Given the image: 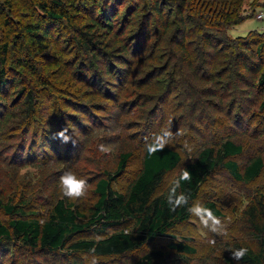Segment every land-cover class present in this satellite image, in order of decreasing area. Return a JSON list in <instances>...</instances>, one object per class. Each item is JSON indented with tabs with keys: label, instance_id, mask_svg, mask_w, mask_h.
Instances as JSON below:
<instances>
[{
	"label": "trees",
	"instance_id": "trees-1",
	"mask_svg": "<svg viewBox=\"0 0 264 264\" xmlns=\"http://www.w3.org/2000/svg\"><path fill=\"white\" fill-rule=\"evenodd\" d=\"M121 1L125 2V0H26L35 6L37 15L35 19L32 17V20L20 15L19 20L18 15L14 16L11 11L10 16L2 13L1 5L6 3L7 9H11L13 0H0L1 109L7 103L5 93L12 90L15 92L14 96L19 98L20 107L26 115L35 112V97L39 93L38 90L27 88L24 82L21 83L22 85L18 84L19 78L15 73L19 68L26 67L32 74L41 77L36 71V62H47V70H64L62 50L58 49L56 54L52 55L50 49L56 44L55 40L65 20L72 30V39L79 54L77 61L71 58L75 62L71 72L78 71L79 64H86L87 70H92L94 66L97 70L99 64L100 69L95 71L94 76L97 77L96 73L100 72L101 80H107V83H102L105 90L107 89L106 94L117 99L120 91L128 88L130 83L126 81V75L129 73L131 63L133 66L136 62L142 61V64L150 62L156 67L154 70L156 71L170 62H180L181 67L178 70L182 75L184 74V78L173 81L172 76L168 79L163 94L165 100H170V94L173 92L172 100H177L175 101L178 103L177 106H183L190 111L187 115L189 117L191 115V118L186 122L185 127L196 136L205 138L209 129L218 126L229 130L215 138L217 144L202 143L194 148L191 146L193 151L190 158L188 156L183 160V152L169 145L163 151L149 156L145 148L146 138L150 139L152 134L158 131L144 124L140 137V143L144 147L140 166L124 193L114 190L110 181L116 174H121L126 169L130 151L119 153L112 173L108 172L106 177L100 176L96 179L94 190L98 197L86 217L82 215L77 205L64 196L55 201L42 221L37 218V212L32 209L31 200L24 195V192H21L17 200H13L14 195L0 197V211L9 217L7 222H4L0 215V244L3 241H12L30 250L38 249L66 256L90 253L102 257H121L142 251L143 254L139 258H132V264H173L185 258L184 253H195V249L190 244L177 241L173 231L191 218L192 215L187 208L196 202L206 179L214 172L225 170L235 181L249 184L264 168L263 156L258 152L239 163L236 158L246 152L244 151L246 143L245 140L234 139L236 134L249 131L247 137L264 141V136H259L264 133V117L261 119L263 127L259 129L257 126H252L255 111H251L247 96H238L227 104L223 101L222 95L224 91L222 82L228 80L229 72L242 76L239 67L247 66V60L252 61L253 57L264 59V30H250L244 36L233 38L226 35L228 26L238 24L245 18L240 11L241 0H214L215 4L219 3L225 7L224 11L213 7L207 0H178L179 2L144 0L143 5L140 4L142 0H132L130 4L133 8L124 11L125 25L122 21L115 30V21L120 16L118 10L124 9ZM167 1L172 4L173 10H164ZM86 6H90L95 15L91 13L87 16L89 21L76 22L68 10L71 7L76 15ZM143 6L147 9L146 13L141 11ZM205 6L209 8L206 9ZM141 15L142 17L139 18ZM15 28L19 31L16 32ZM127 28L138 30L142 37L141 41L131 42L129 38L128 40L121 38V35H129H126ZM111 30H114V38L109 41L106 40V35ZM155 31L156 34L165 35L163 39L167 43L166 51L160 48L158 43L149 49L146 45L141 49L143 47L141 44H146L147 39L152 40V33ZM12 42L14 58L11 64V61H8V54ZM138 46L143 55L132 62L133 59L128 54L131 49L135 50ZM144 50L147 51L146 55ZM113 61L117 64H113ZM230 61L233 62L234 69L229 68ZM122 65L127 68L124 69ZM102 66L105 68L102 69ZM112 70L117 73L116 82L112 81L114 78ZM104 76L107 77L104 79ZM240 78L238 79L241 82L248 84L251 82ZM259 78L261 81L258 84L261 85L264 83V68ZM98 80L100 81L99 78ZM182 81L183 90L177 93L176 87ZM201 102L204 109L209 110L212 116L207 122H203L202 112L198 108ZM142 104L145 106L144 101ZM234 106H237V110L235 109L233 114L229 115L230 112H225V107L232 111ZM258 106L264 111V97ZM222 111L230 116V122H234L233 131L224 120H219L218 114L220 112L221 115ZM46 131L48 133L44 132V134L50 135L57 132L53 129ZM257 132H259L258 136ZM44 134L40 132L41 137H46ZM253 135L257 137L253 138ZM51 143L57 145L55 140H51ZM197 144L196 142L195 146ZM256 147L259 148V145ZM183 168L191 172V180L179 179L180 170ZM175 170V179L163 186L167 174ZM173 189L177 195L184 193L190 197L188 205L177 207L175 211L170 210L171 206L168 203L169 194ZM202 204L210 208L217 218L223 217L222 208L216 202L207 199ZM83 217L84 220H79ZM241 222L247 230L248 240L233 241L227 255L224 256V263L264 264L263 192L257 197L255 195L243 209ZM164 237L169 238L168 244H165V247H156V242ZM238 248L248 250L239 262L231 258V250Z\"/></svg>",
	"mask_w": 264,
	"mask_h": 264
},
{
	"label": "rangeland",
	"instance_id": "rangeland-1",
	"mask_svg": "<svg viewBox=\"0 0 264 264\" xmlns=\"http://www.w3.org/2000/svg\"><path fill=\"white\" fill-rule=\"evenodd\" d=\"M130 1L132 0L121 1L124 9L118 10L120 16L115 21V30L122 24V21L125 25L124 11L130 7L133 8ZM143 1L140 4L143 5ZM207 1L213 7L215 6L222 11L225 10L224 6L219 5V3L215 4L214 0ZM13 2L11 9H7L6 3L1 5L3 6V14L10 16L11 11L14 16L18 15L19 20L20 15L25 19L32 20V17L35 19L36 8L32 3L30 4L26 0L25 2L24 0H13ZM176 2L179 1L176 0ZM205 8L208 9L209 7L205 6ZM164 10H173L169 1L165 2ZM68 11L79 23L89 21L87 16L94 13L90 6L81 8V12L76 15L71 7ZM141 11L147 12L145 6L141 8ZM240 11L245 18L242 22L227 27V37L244 36L250 30H264V0H241ZM258 13H262V19L257 17ZM141 17L142 15L139 16V18ZM12 21L16 24L14 20ZM64 21L62 30L55 40L56 44L50 49L52 55H55L58 49L62 50L64 70H47V62L34 60L38 64L37 66L35 64L36 71L41 77L35 76L26 67L19 68L15 73V76L18 75L17 78H19L18 84L22 85L21 83L24 82L27 88L32 87L38 90L39 93L35 97V112L26 115L20 107L19 98L14 96L15 92L12 90L5 93L7 103L4 108L1 109L0 107V197L14 195L13 200H17L21 192H24V195L30 198L31 207L37 212V218L40 221L55 201L63 197L58 186V180L60 175L69 169L88 182L89 190L85 197L79 200L67 198L77 205L82 215L86 217L90 207L98 197L94 190L96 179L100 176L106 177L108 172L112 173L119 153L130 151L131 155L126 169L121 174H116L114 179L110 181L114 190L124 193L140 166L144 149L140 143V137L144 124L151 126L155 131L170 129L174 138L169 146L180 149L183 152V160L188 156L190 158L193 151L191 146L194 148L202 145V143L217 144L218 141L215 138L229 130L224 129L221 125L222 128L218 126V128L209 129L208 136L205 138L196 136L185 127L187 126L186 122L191 118V115L190 117L187 115L190 111L183 106H177L178 103L175 102L177 100H172L173 92L170 94V100H165L163 94L166 91L168 79L172 76L174 77L173 81L184 78V74L182 75L178 70L181 67L180 62H170L164 68L156 71H154L156 67L150 62L144 64L141 63L142 61L136 62L133 66L131 63L129 70L127 69L129 73L125 74L126 81L128 80L130 83H128V88L120 91L117 99L106 94L107 89L105 90L102 83H107V80H101L100 72L96 73L97 77L94 76L95 71L100 69L99 64H97V70L95 66L92 70H87L86 64H79L78 71L71 72V67L75 63L71 58L77 61L79 54H77L78 48L75 41L72 39V30L68 22ZM15 31L18 32L19 29L15 28ZM104 31L103 29L102 32ZM113 34L114 30H111L106 35V40H112ZM127 34L129 35H121L120 37L127 40L129 38L131 42L142 39L136 29L127 28ZM152 34V40L147 39L146 44H141L143 46L141 49H144L145 45L149 49L158 43V46L166 51L167 43L163 39L165 35L156 34V31ZM12 47L13 42L9 48V62L14 58ZM139 49L138 46L135 50H130L128 56L133 59L132 62L143 55ZM144 53L146 55L147 51L144 50ZM252 59L254 60L249 62L247 60V66L239 67V73L242 76L229 72L228 80L222 82L224 89L222 95L224 96L223 101L227 104L238 96H247L251 111H255L252 126H257L260 129L263 127L261 119L264 117V111L258 105L264 97V83L261 85L258 83L261 81L259 77L264 68V59L260 60L256 57ZM112 63L117 64L115 61ZM104 66L102 69L105 68ZM122 67L127 68L124 65ZM229 68H235L231 61ZM112 72L114 74L112 81L116 82L117 73L115 70ZM10 74H12L11 71ZM239 77L247 81L251 80L252 84L251 82L250 84L241 82ZM183 85V81L177 85V93L183 90ZM108 89L110 90V88ZM113 91L115 92V90ZM203 98L206 99V97ZM143 101L145 106L142 104ZM202 104V102L198 104V108L202 112L203 122H207L212 116ZM224 106L226 105L224 104ZM228 107H225V112H230V115L233 114L237 106H234L232 111ZM225 112L222 111L221 115L219 112V120H224L233 131L235 129L234 122L231 121L233 124L230 122V116L226 115ZM228 118L229 121H227ZM36 124L37 126H35ZM62 128L68 129V134L75 141L74 144L71 142L64 144L58 139H53L52 134H44V132L48 133L46 129H53L58 132ZM40 132H43L46 137H41ZM244 132L242 131L234 137L235 140L242 139L246 143L244 145L246 152L240 156L241 158L237 157V161L241 163L242 160L252 156L255 152L260 153L264 159V141L247 137L246 135L250 134L249 131ZM258 135L259 132H257ZM257 136L253 135V138ZM259 136L263 137L264 133ZM51 140L57 141V145L51 143ZM196 142L198 144L195 146ZM101 144L108 149L107 152L99 150ZM257 145L259 148L256 147ZM175 174L176 170L167 174L163 186L171 183L173 178L175 179ZM261 192L264 193V168L261 174L249 184L235 181L225 170L212 173L204 182L196 202L199 201L202 204L208 199L221 206L223 217L219 219L221 223L217 226L218 231H210L203 227L196 217L191 216L173 233L177 241L181 240L190 244L195 249V253H184L185 258L173 264H225L224 256L227 255L231 243L236 240H248L247 230L241 222L242 211L253 197L255 195L257 197ZM0 215L3 221L7 222L9 217L2 211H0ZM85 217L79 218V220L82 221ZM168 242L169 238H160L155 246L158 248L165 247ZM62 252L64 253L65 250ZM142 254V251H136L121 257H102L90 253H76L73 256H66L61 253L51 254L38 249L30 250L20 243L16 244L12 241H3L0 244V264H132V258L137 259Z\"/></svg>",
	"mask_w": 264,
	"mask_h": 264
},
{
	"label": "clouds",
	"instance_id": "clouds-1",
	"mask_svg": "<svg viewBox=\"0 0 264 264\" xmlns=\"http://www.w3.org/2000/svg\"><path fill=\"white\" fill-rule=\"evenodd\" d=\"M53 139L60 140L61 143H75L73 137L68 134L67 128H62L60 131L53 134ZM174 138V134L170 129H163L156 133H153L151 138H146L145 148L149 156L154 155L156 152L163 151L166 146H168ZM99 150L101 152H107L108 149L103 145H99ZM180 180L189 181L191 180V172L183 168L180 170ZM58 186L62 195L69 200H79L85 197L89 190V185L87 180L79 177L76 173L70 169L64 171L58 180ZM179 186L178 184L176 185ZM189 196L180 193L176 194L175 189H173L168 197V203L171 206L170 210L175 211L177 207L188 205ZM188 212L196 217L203 227L208 228L212 232H217V226L220 225V220L215 216L210 208H206L199 201L194 202L187 208ZM246 248H238L231 250V258L237 262L241 261L247 254Z\"/></svg>",
	"mask_w": 264,
	"mask_h": 264
},
{
	"label": "built area",
	"instance_id": "built-area-1",
	"mask_svg": "<svg viewBox=\"0 0 264 264\" xmlns=\"http://www.w3.org/2000/svg\"><path fill=\"white\" fill-rule=\"evenodd\" d=\"M262 13H258V15H257V17L259 18V19H262Z\"/></svg>",
	"mask_w": 264,
	"mask_h": 264
}]
</instances>
